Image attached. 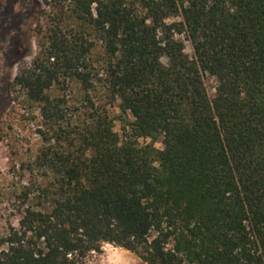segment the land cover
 Masks as SVG:
<instances>
[{"label": "trees", "instance_id": "16d2710c", "mask_svg": "<svg viewBox=\"0 0 264 264\" xmlns=\"http://www.w3.org/2000/svg\"><path fill=\"white\" fill-rule=\"evenodd\" d=\"M40 1L39 51L5 89L39 106L43 144L0 264H86L104 243L264 264V0Z\"/></svg>", "mask_w": 264, "mask_h": 264}, {"label": "rangeland", "instance_id": "374dc122", "mask_svg": "<svg viewBox=\"0 0 264 264\" xmlns=\"http://www.w3.org/2000/svg\"><path fill=\"white\" fill-rule=\"evenodd\" d=\"M50 8L40 0H0V240L11 227H19L25 206L19 194L28 174L21 171L23 162L33 161L43 144L39 129H45L40 108L28 100L25 92L7 83L14 81L30 66L39 51L41 40L38 21ZM186 51L193 55L189 41ZM20 57V58H19ZM210 92L213 82L207 81ZM58 85L57 94H63ZM72 93L76 96L77 88ZM78 91V92H77ZM77 98V97H74ZM115 118V130L123 136L130 129L133 117L125 114L116 101L109 109ZM140 143H151V138H140ZM162 147L160 140L154 142ZM86 264H146L136 253L111 243H104L101 251L91 253Z\"/></svg>", "mask_w": 264, "mask_h": 264}]
</instances>
